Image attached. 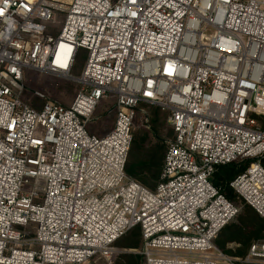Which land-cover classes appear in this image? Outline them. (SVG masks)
Masks as SVG:
<instances>
[{"label":"built area","instance_id":"built-area-1","mask_svg":"<svg viewBox=\"0 0 264 264\" xmlns=\"http://www.w3.org/2000/svg\"><path fill=\"white\" fill-rule=\"evenodd\" d=\"M24 68L79 90L35 108ZM143 103L172 129L154 189L125 172ZM263 157L264 0H0V264L108 260L135 226L143 264H238L213 243L239 208L211 176L243 164L228 186L264 218ZM243 261L264 264V241Z\"/></svg>","mask_w":264,"mask_h":264},{"label":"trees","instance_id":"trees-1","mask_svg":"<svg viewBox=\"0 0 264 264\" xmlns=\"http://www.w3.org/2000/svg\"><path fill=\"white\" fill-rule=\"evenodd\" d=\"M82 57H84V52L77 55L75 62L81 61ZM154 107L149 114L150 116L148 115L147 121L150 129L145 131V135L150 133L157 138L159 118L164 110ZM134 123L131 131V144L125 162V172L145 187L154 189L162 168L165 145H156L155 149L150 147L147 155L141 157L140 153L143 151V143L145 142L144 136L141 137L140 131L134 129ZM260 163L264 167V157L260 160ZM243 169V164L235 162L219 165L211 176L212 184L221 187L224 195L239 208L237 214L219 230L213 239V243L217 248L235 260H241L245 256L253 241L264 240V218L228 186V182L241 173ZM121 238L124 248L138 250L141 243L140 228L138 226L131 228ZM139 260L140 256L138 254L124 253L117 257L115 264H139Z\"/></svg>","mask_w":264,"mask_h":264},{"label":"rangeland","instance_id":"rangeland-1","mask_svg":"<svg viewBox=\"0 0 264 264\" xmlns=\"http://www.w3.org/2000/svg\"><path fill=\"white\" fill-rule=\"evenodd\" d=\"M54 16H55L54 22L50 23V26H53L52 30L56 33L60 30L62 26L64 15L63 13H54ZM83 64H84V57H82L81 61L75 62L73 69L70 72V75L72 77H77L78 75H80ZM22 83L25 88L21 94V100L34 107H40L46 100H53L61 104L67 105L71 102L74 95L79 90V84L74 82L72 79L62 76L57 77L49 73H43L29 68H24L22 70ZM35 92L41 93L43 97L35 96ZM113 102H114L113 95H109L107 98L101 99L98 102L97 108L92 116L95 119L97 118V120L94 123H90L87 125V130L89 132L92 131L99 135H102L108 130L111 123L113 122V112L111 110V106ZM154 106L155 105L151 106V105L140 104L139 106L140 111L137 112L136 114L134 129L140 131L141 133L140 135H142L141 137L144 136V141H145L143 143V151H141L140 153L141 157L147 155L149 151L148 149L150 147L151 149H155L156 145H160V144H162L163 146L165 145L166 147V141L172 137V132H171L172 129L170 128V126L166 121L167 113H165V111L161 113V117L159 118L160 123L158 126L159 129L158 137L156 138L150 133L145 135L146 133L145 131H148L150 129V126L148 125V121H147L148 115L150 114L151 110L155 108ZM141 111H145L147 115L146 116L143 115ZM102 113H105V116L100 117ZM30 188L31 187L29 186L25 187V189L27 190ZM263 241L264 240H256L253 241L252 243L263 242ZM116 245L118 250L117 253L112 258L108 260L96 259L91 264H115L117 257L121 254L124 253L137 254L136 252L137 250H129L122 246V238L118 240ZM244 257L241 260H235V259L234 260L238 264H244L246 263L243 261ZM139 264H143L141 257L139 260ZM246 264H263V263L251 262Z\"/></svg>","mask_w":264,"mask_h":264}]
</instances>
